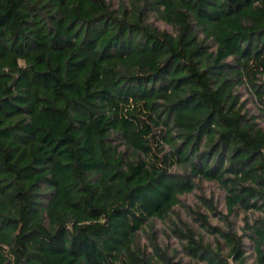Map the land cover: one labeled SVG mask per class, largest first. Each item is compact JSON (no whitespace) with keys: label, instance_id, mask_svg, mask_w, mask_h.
I'll list each match as a JSON object with an SVG mask.
<instances>
[{"label":"trees","instance_id":"obj_1","mask_svg":"<svg viewBox=\"0 0 264 264\" xmlns=\"http://www.w3.org/2000/svg\"><path fill=\"white\" fill-rule=\"evenodd\" d=\"M0 264H264V0H0Z\"/></svg>","mask_w":264,"mask_h":264},{"label":"rangeland","instance_id":"obj_2","mask_svg":"<svg viewBox=\"0 0 264 264\" xmlns=\"http://www.w3.org/2000/svg\"><path fill=\"white\" fill-rule=\"evenodd\" d=\"M162 26L164 27V25H162ZM242 92H243V97H244L243 99H249L248 93H250V91L244 87V88H242ZM253 105L254 104L250 103V107L255 109ZM202 186L205 190V195L213 196V199L215 202H218V203L223 202V194H222L221 190L218 188V186H215V185L210 184V183H204ZM182 201L187 203V204H193V203H195L196 200H195V196L192 195V196L182 198ZM156 227L158 229H163V226L160 223H157ZM174 244H175L174 245L175 247H178V243H174Z\"/></svg>","mask_w":264,"mask_h":264}]
</instances>
